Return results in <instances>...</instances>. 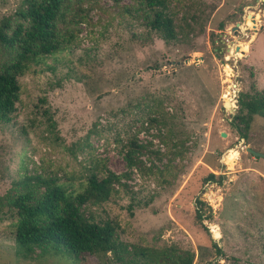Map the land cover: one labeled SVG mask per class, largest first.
Segmentation results:
<instances>
[{
	"label": "rangeland",
	"instance_id": "obj_1",
	"mask_svg": "<svg viewBox=\"0 0 264 264\" xmlns=\"http://www.w3.org/2000/svg\"><path fill=\"white\" fill-rule=\"evenodd\" d=\"M22 6L0 0V21ZM167 6L176 34L164 41L134 0H71L59 35L76 37L17 76L15 110L0 122V264H128L111 252L74 261L16 251L6 203L27 182L41 175L79 189L102 168L129 177L85 214L111 220L127 250L264 264V157L246 150L264 153V119L253 115L245 127L235 117L238 97L264 88V1ZM77 8H89L86 21L68 22ZM131 139L144 147L140 171L123 159ZM208 173L222 175L221 184L205 181Z\"/></svg>",
	"mask_w": 264,
	"mask_h": 264
},
{
	"label": "trees",
	"instance_id": "obj_2",
	"mask_svg": "<svg viewBox=\"0 0 264 264\" xmlns=\"http://www.w3.org/2000/svg\"><path fill=\"white\" fill-rule=\"evenodd\" d=\"M134 1L147 17L144 25L148 30L164 41L175 37L173 16L167 6L169 0ZM23 4L15 10L13 18L7 16L0 21V50L5 56L0 61V122L8 121L15 110L19 93L17 76L23 74L30 63L64 49L76 37L72 30L64 32V37L59 35V25L66 24L65 15L71 9V0H23ZM88 10L77 8L78 16L72 14L68 22H85ZM125 11L132 14L130 8ZM237 102L240 113L244 114L235 117L245 127L253 115L264 119V88L259 95L238 97ZM143 148L135 140L129 141L123 153L126 168L144 169L139 158ZM102 169L101 175L89 173L79 189L67 190L56 178L41 175L34 176L33 183L27 182L24 191L6 203L7 214L15 217L12 226L17 253L29 256L37 249L40 254L66 255L78 261L93 252H111L117 261L128 264L139 261L141 264H191L192 254L187 251L171 259L163 251H129L116 238L115 224L111 220L97 222L90 213L85 214L87 205L106 201L119 185H124L121 179L129 177L128 172L116 174ZM204 180L221 184L222 175L208 173ZM195 216L202 223L198 209H195ZM261 249L264 255V240Z\"/></svg>",
	"mask_w": 264,
	"mask_h": 264
},
{
	"label": "water",
	"instance_id": "obj_3",
	"mask_svg": "<svg viewBox=\"0 0 264 264\" xmlns=\"http://www.w3.org/2000/svg\"><path fill=\"white\" fill-rule=\"evenodd\" d=\"M264 1V0H263ZM235 49H237V47L235 48ZM222 63H224V61H222ZM224 105H226V102H224ZM222 136H223V134H221ZM246 150L251 154V155H253V156H260V157H264V153L263 152H257V151H254V150H252V149H250V148H246ZM219 235H217V236H215V234H214V237H218Z\"/></svg>",
	"mask_w": 264,
	"mask_h": 264
},
{
	"label": "bare ground",
	"instance_id": "obj_4",
	"mask_svg": "<svg viewBox=\"0 0 264 264\" xmlns=\"http://www.w3.org/2000/svg\"><path fill=\"white\" fill-rule=\"evenodd\" d=\"M241 28H243V26H241ZM236 47H237V49H235V48H232V49H231V50H232L233 52H235V53H236L237 50L239 49L238 46H236ZM231 98H232V95L229 96V100H230V101H231Z\"/></svg>",
	"mask_w": 264,
	"mask_h": 264
}]
</instances>
